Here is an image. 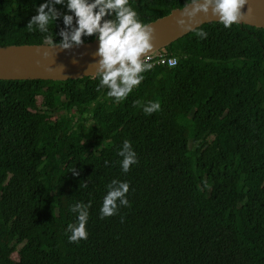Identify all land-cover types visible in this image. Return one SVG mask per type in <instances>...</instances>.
<instances>
[{
  "label": "trees",
  "instance_id": "16d2710c",
  "mask_svg": "<svg viewBox=\"0 0 264 264\" xmlns=\"http://www.w3.org/2000/svg\"><path fill=\"white\" fill-rule=\"evenodd\" d=\"M41 2L0 0V47L40 43L25 26ZM130 2L150 23L185 0ZM161 52L176 65L119 103L95 77L0 80V264H264V29L212 22ZM125 139L139 160L127 174ZM113 178L130 207L101 220ZM77 201H91L88 238L69 243Z\"/></svg>",
  "mask_w": 264,
  "mask_h": 264
},
{
  "label": "clouds",
  "instance_id": "9594fccd",
  "mask_svg": "<svg viewBox=\"0 0 264 264\" xmlns=\"http://www.w3.org/2000/svg\"><path fill=\"white\" fill-rule=\"evenodd\" d=\"M249 0H185L176 20L178 28L187 30L198 14L211 15L224 29L239 24L250 9L242 12ZM34 15L28 19L25 29L41 35L39 45L35 46L36 55L42 60L49 58L50 52L71 51L92 38L96 44L94 51V70L92 75L98 80L96 90L114 103L125 100L145 79L143 75L154 67L150 62L153 50V24L144 22L130 0H43L33 4ZM172 13V14H173ZM60 21V25H57ZM59 28L54 33V28ZM196 36L203 40L208 32L196 30ZM59 37V39H57ZM76 61L74 60L73 63ZM168 63L175 65L171 59ZM36 67H41L40 60ZM63 72V67L60 66ZM45 71L51 69L45 67ZM139 105V101L135 102ZM142 112L151 115L158 111V101H148L142 105ZM121 173L127 174L130 168L139 163L132 142L122 141L116 151ZM108 162L105 161V164ZM73 177L80 174L77 167L69 169ZM81 188L87 182L80 183ZM130 184L126 180L113 178L105 185L98 209V219L104 220L118 214L121 207H130L128 193ZM91 201H77L69 206L75 214V221L67 224L65 234L69 243H78L88 238L86 225L89 220ZM123 222V217H121Z\"/></svg>",
  "mask_w": 264,
  "mask_h": 264
},
{
  "label": "water",
  "instance_id": "95a60500",
  "mask_svg": "<svg viewBox=\"0 0 264 264\" xmlns=\"http://www.w3.org/2000/svg\"><path fill=\"white\" fill-rule=\"evenodd\" d=\"M174 9L168 15L158 18L150 24L155 29L153 36V50L151 54L162 51L171 43L177 41L196 28L216 22L211 15L198 14L187 30L177 27L176 20L179 10ZM250 9L245 18L239 24L264 29V0H249L242 12ZM173 13V14H172ZM35 45H9L0 47V80L2 81H66L76 80L84 77H94V51L96 44L94 40L85 42L83 46L71 51L50 52L47 60H42L36 55ZM40 60L41 67H36V61ZM76 61L73 63V61ZM60 66L63 67V72ZM47 67L51 71H45Z\"/></svg>",
  "mask_w": 264,
  "mask_h": 264
},
{
  "label": "built area",
  "instance_id": "2783aa9c",
  "mask_svg": "<svg viewBox=\"0 0 264 264\" xmlns=\"http://www.w3.org/2000/svg\"><path fill=\"white\" fill-rule=\"evenodd\" d=\"M152 59L150 62L153 63L154 67L153 68H157V67H167V68H172L175 65H172L170 63H168L169 60L171 59H175L177 61V59L173 56H168L165 53L159 51L156 52L154 54H151Z\"/></svg>",
  "mask_w": 264,
  "mask_h": 264
},
{
  "label": "rangeland",
  "instance_id": "374dc122",
  "mask_svg": "<svg viewBox=\"0 0 264 264\" xmlns=\"http://www.w3.org/2000/svg\"><path fill=\"white\" fill-rule=\"evenodd\" d=\"M162 51H163V50H162ZM85 112L87 113V112H89V110L86 108V109H85ZM216 194H217V196H218V195H221V191H217ZM47 227H48V228H53V229H55V222H53V221H49V223L47 224ZM13 258L16 259V258H17V255L14 254V255H13Z\"/></svg>",
  "mask_w": 264,
  "mask_h": 264
}]
</instances>
